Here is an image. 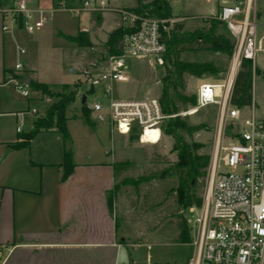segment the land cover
Wrapping results in <instances>:
<instances>
[{"label": "rangeland", "instance_id": "1", "mask_svg": "<svg viewBox=\"0 0 264 264\" xmlns=\"http://www.w3.org/2000/svg\"><path fill=\"white\" fill-rule=\"evenodd\" d=\"M228 1L231 4L240 0ZM135 2L136 0H124L126 5H133ZM172 2L175 13L196 15L188 17L184 22V30L192 31L209 27V24L198 16L208 13L217 14L218 3H222V0H172ZM96 6L94 2L92 6L77 13L56 6L58 10L53 11L52 16L46 15V23L41 31L36 29L29 32L24 27L23 41L20 42V48L25 50L23 55L29 56L35 76L39 80L50 83L57 89L61 88L62 82H75L70 85H78L77 101L70 105L67 114L80 117L90 129H95L105 122L98 121L91 111L90 119L93 124H87L83 118L82 108L77 107H81L82 92H88L87 105L104 97L101 86L91 85V79L97 73L109 69L122 70L128 79L112 83L113 98L140 100L161 96V76L164 71L163 66L157 64L151 56H126L123 59L124 64L119 65L118 58L111 57L108 50H106L107 54L103 52V47L107 49L108 36L105 35L107 34L105 31H110L116 26L119 21V10L131 9L103 6L99 13L104 9L106 11L101 14L102 20H100ZM252 9L256 11L259 28H263L264 0H252ZM49 13L48 11L46 14ZM80 26L87 27L90 32V35L81 32L82 42H89L90 37L95 39L97 34H102L101 38L95 40L94 44L90 41V46H79L60 34V30L68 34H77ZM170 28L171 21L168 22L166 31ZM219 32L234 38L225 22L219 25ZM183 58L214 62L222 60L228 66L227 71L218 74L188 77L189 94L196 93L197 86L204 80L219 82L228 80L231 61L228 62L226 56L220 55L219 52H191L184 54ZM263 66L264 52L260 53L257 59L253 81V104L252 107L243 108L245 116L251 114L254 105L256 115L264 119V71L261 72L259 68ZM39 96L47 105L56 99L47 100L40 93ZM219 112V105L209 104L197 110L195 106L190 107L180 113L182 117L187 115L191 124L203 125V128L193 135H185L188 141L201 144L199 153H208L212 156L214 152ZM82 121H79L80 125ZM112 133V140H107V144L114 148L113 156L124 161L116 165L115 182L109 192L112 191L114 197L112 214L127 240L124 247L126 264L186 261L193 252L190 242L195 237V230L189 215V207H183L178 201L177 189L180 186L181 172L175 168L178 155L173 150V137L163 133L159 142L152 143L141 139L139 129L121 134L117 131L113 132L110 128L109 135ZM93 148L92 151L98 156L104 153V149L101 150L97 144ZM207 187L208 175L199 178L196 182V193L202 201ZM201 204H193V206L198 207ZM185 219L189 225L190 242H183L180 237L181 225Z\"/></svg>", "mask_w": 264, "mask_h": 264}, {"label": "crops", "instance_id": "2", "mask_svg": "<svg viewBox=\"0 0 264 264\" xmlns=\"http://www.w3.org/2000/svg\"><path fill=\"white\" fill-rule=\"evenodd\" d=\"M21 1L30 9L50 12L58 10L56 6L61 3L74 6L84 0H0V264H126V236L107 202V193L116 178V165L124 161L113 156L114 148L107 144L113 135H109V125L103 123L90 129L80 117L66 112L75 167L65 179L62 133L56 129L44 130L37 133L28 145H15L21 141V134L30 131L34 120L44 116L49 107L39 92L34 91L26 97L16 88L15 81L19 79L44 82L35 76L29 56L25 57L24 48H20L24 37L23 20L19 22L17 19L10 30L4 29L8 20L13 18L8 10ZM169 1L173 14L170 19L185 22L188 17L196 16L175 13L174 3ZM94 2L100 20L106 11L99 13L103 6L131 9L137 4V0L133 5H126L124 0ZM225 4L230 2H219L218 11ZM253 14L257 20L256 11L253 10ZM212 15L216 13L198 17L204 19ZM262 24L260 31L264 29V22ZM120 26L123 25L119 15L116 26L105 31L106 41ZM80 32L90 35L85 26H80L77 34L60 30L67 39ZM101 36L90 37V41L94 44ZM103 48L107 54L106 47ZM18 63L20 69L16 68ZM259 68L264 71V66ZM83 95L88 98V92H82L81 107L77 108H82ZM33 108L37 109L36 114L32 113ZM79 121H82L81 125ZM96 144L104 149V155L94 154L92 150Z\"/></svg>", "mask_w": 264, "mask_h": 264}, {"label": "built area", "instance_id": "3", "mask_svg": "<svg viewBox=\"0 0 264 264\" xmlns=\"http://www.w3.org/2000/svg\"><path fill=\"white\" fill-rule=\"evenodd\" d=\"M93 3L94 0H84L74 6L61 3L60 8L77 13ZM8 12L13 14V18L4 25L5 30H10L21 14L24 27L33 32L44 26L46 15L51 16L53 10L46 14V10L30 9L21 1ZM119 15L122 25L129 31L122 39V54L111 57L118 58L119 65H123L126 56H151L163 66L167 51L163 33L168 22L171 21L172 27L176 21L146 17L127 9L119 10ZM211 17L228 25L235 38V48L228 80H204L196 90V110L217 104L220 112L214 152L207 172V191L201 206L189 207L195 230V237L190 242L193 252L184 262L150 264H264V119L259 118L253 108L251 114L245 116L244 107L233 106L230 102L243 59L252 60L255 66L259 54L264 52V29L259 30L252 0L225 4L219 13L206 16L204 20ZM16 68L20 69L21 64L18 63ZM127 79L128 76L120 69H109L92 77V87L101 86L104 97L89 106L91 111L98 121L108 123L113 131L127 134L137 127L142 140L144 136L157 132L159 142L163 134L162 123L176 114L167 115L163 111L160 97L140 100L113 98L112 83ZM15 83L17 90L26 97L34 92L24 79ZM32 113L36 114L37 109L33 108Z\"/></svg>", "mask_w": 264, "mask_h": 264}, {"label": "trees", "instance_id": "4", "mask_svg": "<svg viewBox=\"0 0 264 264\" xmlns=\"http://www.w3.org/2000/svg\"><path fill=\"white\" fill-rule=\"evenodd\" d=\"M132 11L146 16L169 20L172 18V6L169 0H137ZM22 22V15H18ZM208 28H198L192 31L184 30V22L176 21L169 31H164L167 45L165 63L163 65L161 83L162 91L160 101L163 111L169 117L162 123V132L174 139L173 150L177 152L178 160L175 168L181 172L180 186L177 189L178 201L183 207L193 204H201L202 198L197 196L195 185L199 178L207 175L211 161L208 153H199L201 144L188 141L186 134L193 135L194 132L203 128L202 124L194 125L188 121V116H181V112L187 111L197 104L196 93L187 92L188 77H201L203 75L218 74L225 72L228 66L222 60L196 61L186 60L184 54L197 52H210L226 56L231 61L235 48V39L227 34L219 32V25L224 23L219 18L211 17L205 20ZM129 28L120 26L113 30L106 42L108 54L118 56L123 52L122 39ZM81 32L77 36H68L70 41L79 46H90V43L80 40ZM256 67L250 59H243L231 92L230 102L239 108L248 107L253 104V81ZM29 85L33 91L39 92L42 97L56 98L44 116L34 120L33 128L21 134V141L16 146L28 145L31 139L44 130L56 129L62 133L65 143L64 179L74 170L72 138L67 126L66 112L68 107L76 101L78 85L62 84L60 89L45 82L30 79ZM93 92V91H92ZM83 118L87 124L92 125L90 119L91 109L87 103L82 104ZM138 129L134 127L131 131ZM114 197L112 191H108L107 202L112 213ZM181 241L190 242L189 225L185 221L181 225Z\"/></svg>", "mask_w": 264, "mask_h": 264}, {"label": "bare ground", "instance_id": "5", "mask_svg": "<svg viewBox=\"0 0 264 264\" xmlns=\"http://www.w3.org/2000/svg\"><path fill=\"white\" fill-rule=\"evenodd\" d=\"M157 139H158V133L157 132L150 133L149 135L144 136V141H146V142L155 143V142H157Z\"/></svg>", "mask_w": 264, "mask_h": 264}, {"label": "water", "instance_id": "6", "mask_svg": "<svg viewBox=\"0 0 264 264\" xmlns=\"http://www.w3.org/2000/svg\"><path fill=\"white\" fill-rule=\"evenodd\" d=\"M86 99H87L86 95H83V98H82V103L83 104L86 103Z\"/></svg>", "mask_w": 264, "mask_h": 264}]
</instances>
